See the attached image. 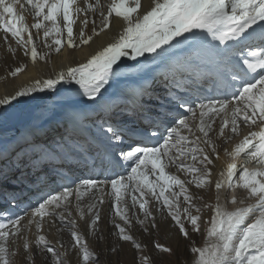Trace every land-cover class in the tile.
Returning a JSON list of instances; mask_svg holds the SVG:
<instances>
[{
  "label": "snow or ice",
  "instance_id": "snow-or-ice-1",
  "mask_svg": "<svg viewBox=\"0 0 264 264\" xmlns=\"http://www.w3.org/2000/svg\"><path fill=\"white\" fill-rule=\"evenodd\" d=\"M25 2L36 17L31 28L37 36L43 29L44 46H55L56 52L65 43L63 30L67 47H76L73 26L81 13L85 14L81 45L93 40L92 35L85 37L87 13L99 12L101 17L99 28L92 21L95 36L110 30L113 13L122 18L124 27L85 63L0 96V215L8 217L0 223V264H13L17 255L20 264H35L40 252L46 258L42 264H66L40 234L46 217L67 221L71 247L82 264H96L99 255L89 250L79 232L71 230L76 227V221L68 218L71 213L65 216L57 210L67 212L75 194L80 219L90 214L89 227L94 231L101 219L97 205L104 203L107 185L121 222H113L116 241L107 249L105 264H125L123 257L129 250L128 264H173L179 241L174 248L155 239L143 244L134 239L124 197L130 189L139 193V198L131 195V207L138 205L143 213L135 220L149 237L160 230L149 207L152 200H162L155 211L166 222L170 217L178 236L190 239L188 225L199 232L201 217L193 210L200 209L188 185L211 186L212 157L219 159V154L210 136L212 123L205 117L211 120L221 114L220 137L229 124L233 135L240 124L259 122V130L249 131L230 151L225 149L233 161L241 155L244 159L239 168L235 162L227 163L215 181L217 204L207 235L216 242L190 251L197 254L194 264H264V0H151L143 13L141 0H112L107 15L102 0H85L83 8L78 0H0V29L10 33L16 45L6 35L7 52L15 56L21 49L35 63L44 56L39 55L33 33L17 10ZM25 67H15L8 75L14 78ZM188 114L198 118L196 127L203 139L200 135L190 139L182 131L192 133ZM182 157H190L193 163L182 162ZM249 163L255 167L249 169ZM173 164L190 173L191 179L186 182L166 172ZM128 168L127 177L119 174ZM237 174L255 204L228 211L219 203L220 193L233 186ZM100 175L107 179L93 178ZM53 185L60 190L54 191ZM45 188L49 192L39 195ZM86 192L100 195L95 203L82 207ZM236 202L233 196L231 203ZM21 205L23 214L17 215ZM256 212L254 222L245 225ZM33 226L37 235L29 240L27 232ZM125 243L130 249H125Z\"/></svg>",
  "mask_w": 264,
  "mask_h": 264
},
{
  "label": "bare ground",
  "instance_id": "bare-ground-1",
  "mask_svg": "<svg viewBox=\"0 0 264 264\" xmlns=\"http://www.w3.org/2000/svg\"><path fill=\"white\" fill-rule=\"evenodd\" d=\"M88 2H94V0H88ZM111 2H112V0H102V3L104 5L105 15H107L108 6L111 4ZM141 2H142L141 13H143V11L147 10V8L149 7L151 0H141ZM17 10L20 11L22 15H24V17H25L24 23L29 25V28L33 33V40H34L35 44L37 45V51H38L40 56H44V59H40L38 57L37 61L35 63H33L29 57H25L23 55V51L21 49H17L15 56L11 55L6 50V44L4 42V37L7 35L8 42L11 43L14 48L16 47V45H15L13 39L11 38L10 33H7L6 35H4V37L2 35V38H0V96L4 95L5 93H13L14 90L20 88L23 85L31 84L35 80L55 78L58 73L66 72L69 67H76L81 63H85L87 61V59L90 58L91 55L95 54V52L99 51L103 46H106L107 43L111 42L114 37H117L124 27V22H123L122 18L116 17L115 14L113 13V15L110 17V21H111L110 30H105L104 32L100 33L99 36H95L92 32V28L94 26L92 21L95 20V22H96L95 27L99 28L101 26V17L99 16V12H97L95 14L87 13L89 23H88L87 28L84 29L85 37L88 35H92L93 40L91 42H89L88 45H81L80 44V33H79V36L75 38V40H77V41L75 42L76 47L74 49H69L67 47V44H66L65 47L64 46L62 47L60 52H56L55 46H53L52 48H48V47L44 46V39L45 38L43 37V29L39 30V36H37V30L34 28H31V25L35 22L36 17L34 16L33 13H30L29 11L26 10L25 4H24V8L22 10L19 8V6H17ZM84 15L85 14H83L81 18H80V16H79V18H77L76 23L73 26L74 32L77 30L78 27L81 26L80 30L83 27L81 21L84 19ZM45 23H49V22H45ZM78 24H80V25H78ZM24 35H25V39H26L27 33H25ZM61 39H62V37H61ZM47 40H48L49 44H52L53 37H49V38H47ZM145 55L147 56L150 54L146 53ZM122 59H128V58H122ZM138 59H142V58H138ZM21 65L26 66L24 68V71H22L20 74H18L14 78L11 77L10 75H8V73H10L12 70H14L15 67H19ZM222 117H223V114H221V116H218L215 121H213L211 119V123H212L213 129H214L213 132L217 131L219 133L218 130H219L220 124L222 123V120H221ZM228 118H229V120L231 118L230 112L228 113ZM198 122H199L198 118L196 120H192V118H189V123H190V125H192V133L186 134L187 130H182L184 132V134L185 135L189 134L190 137H191V135H193L194 137H195V135H201V133L198 132V128L196 127ZM230 127H231V125L229 124V128H227L225 130V135L222 137V139L221 138L217 139L216 137H215L216 138L215 139V138H213V136H211V138L213 139V142L216 144L217 151H218L219 146L222 142L221 140H224L223 138L229 137ZM218 154H219V159H216L215 154H213V157H212L214 163L211 166V168H212V175L210 177V180L212 182L211 186H205L203 189L195 190V192L192 191L193 197L195 196L198 199V202H194V203L196 204V206L198 208H200V205L202 207H204L203 208L204 210L201 209L199 212H195V210H193L194 214L199 213V216L201 217L199 224H200V226L202 225V228L200 227L201 229L199 232H193L192 231L193 234H190L191 235L190 239H189L190 240V243H189L190 246H189L188 252H186L185 250H184L185 252L183 250L181 251V249H180L181 254H182V252L185 253V255H189L190 253L193 254V258H192L190 264H194L196 257H197V254L191 252L190 249L192 247L204 248L206 245L205 243H207V241H206L207 236H208L207 231L211 227V218L213 215V211H212L213 209H206L205 205H207V203H211V205L217 204V200H216L217 193L215 190V181L219 177V173L226 167L227 163L235 162L239 168V166L241 164V159L242 158L244 159L243 155H241L240 157H237L235 159V161H233V159L232 158L230 159L229 156H224L222 158L220 153H218ZM165 163H167V161H165ZM247 167L249 169H251V167H249V165ZM254 167H255V165H254ZM165 171L170 173V174H175V175L180 174V171L177 169L176 165H174V164L166 167ZM235 177H238V174ZM155 178H156L155 176H150V179H155ZM190 188H189V190H191ZM224 190L225 189H221V193H220L221 199H220L219 203H222V204H223V198H224L223 197ZM111 191L112 190H111L110 185H107L105 188L104 196H106L107 194H111ZM157 191H159V189H157ZM128 194L132 195L131 189L129 190ZM99 195H100L99 192H95V193L86 192V193H84L82 200L80 201L81 206L85 207L89 203H95L96 202L95 197L99 196ZM130 195L129 196L127 195L126 197H124V199H126V200L130 199L131 198ZM209 196H210V198H209ZM74 199H75V194L72 197H70L71 201ZM161 202H162V200L161 201H155L154 202L155 206H158V208H159V205ZM97 207L99 208L100 204H98ZM72 209L69 207L68 211L64 212V215L68 216V212L72 213ZM57 211L63 212V209H58ZM75 212H76V215H78V217H79V213L76 211V209H75ZM156 212H157V216L161 217L160 219L164 220V222H165V217L162 216L160 212H158V211H156ZM112 216H113V214H112ZM68 218L71 219L72 218L71 215L68 216ZM110 219H111V217L107 219L108 221L106 223L104 222L105 225L113 226L109 222ZM80 220H81L80 222H82L84 228L87 229L88 225L90 223V214L86 213L85 220H82V219H80ZM55 221L60 222L58 218H55ZM86 221H87V223H86ZM23 223L26 224V221H24ZM66 223H67V221L62 222V225L59 226V229L61 226L64 227L65 226L64 224H66ZM249 223H251V221ZM102 225H104V224L102 223ZM164 227H166L168 229V231L170 232V235L172 236V239H174L175 237L178 236L177 232H175L174 229H172V224L170 223V221H167V223L165 224ZM91 233H92V230H91ZM27 236H28V234H27ZM35 237H36V235H35ZM59 237H60V234L58 233V234H56V236H55V234H54V236L50 235L46 239L53 246L56 244V240ZM178 237L176 238V241L178 240ZM30 238L32 240L35 239L32 236H30ZM28 239H29V236H28ZM189 240L185 239V242L186 241L188 242ZM42 254L44 255V253H42ZM130 255H131L130 253H127V255L125 257H123V259L130 257ZM49 256H50V254H49Z\"/></svg>",
  "mask_w": 264,
  "mask_h": 264
},
{
  "label": "rangeland",
  "instance_id": "rangeland-1",
  "mask_svg": "<svg viewBox=\"0 0 264 264\" xmlns=\"http://www.w3.org/2000/svg\"><path fill=\"white\" fill-rule=\"evenodd\" d=\"M25 8H26V10L27 11H29L30 13H33V11H32V9L30 8V5H28L26 2H25ZM30 8V9H29ZM83 8V7H82ZM32 12H31V11ZM34 14V13H33ZM81 18V17H80ZM81 24V23H80ZM80 24H78V25H80ZM60 27L63 29V23L61 22V25H60ZM81 27V26H80ZM80 27H78L77 28V30L74 32V39L76 38V37H78L79 36V33H80ZM63 33H64V39H65V43H64V47L66 46V30H63ZM7 33H5L4 31H3V29H0V38H2V35H3V37H4V35H6ZM77 40H75V42H76ZM189 118H191V116H189ZM222 120V119H221ZM205 121L207 122V123H211V120L209 119V117H206L205 118ZM244 125V124H243ZM241 125V127H242V130H240V131H244V134H246V131L247 132H249V131H258L259 130V128H258V126H259V122H258V124L257 125H255V126H253V125H251V124H249V125ZM239 131V132H240ZM238 132V134H239V136H238V134H235V135H232L231 134V132H230V134H229V137L228 138H223L224 140H221L222 142H221V144H220V146H219V149H218V153H220V155L222 156V158L224 157V156H229V155H227L226 154V152H225V149H228V150H231L233 147H234V145L236 144V142L238 143L241 139H242V136H241V133H243V132H240L239 133ZM188 132L186 131V134H187ZM190 134V133H189ZM188 134V135H189ZM217 134V135H216ZM202 135V134H201ZM200 135V136H201ZM231 135H232V137H231ZM190 136V135H189ZM210 136H213V138H221L222 139V137H220L219 136V133L217 132V131H215V132H210ZM231 137V138H230ZM239 137V138H238ZM193 138H195L193 135H191V137H190V139H193ZM202 139H203V136L201 137ZM215 138V139H216ZM230 138V139H229ZM194 140V139H193ZM201 146H203V145H201ZM225 154V155H224ZM229 158L231 159L232 157H230L229 156ZM181 160H182V162H185V163H187V164H191V163H193L192 161H191V159H190V157H182L181 158ZM188 162H187V161ZM198 167H199V165H197ZM186 173V172H185ZM183 171H180V179H182V180H185L186 182L187 181H189L190 179H191V174L190 173H186L185 174ZM184 174V175H183ZM186 176V177H188V180H187V178L186 177H183V176ZM188 187L191 189V190H189V188H188V190H189V194L191 195L192 194V196H193V193H192V191L193 192H195V190H198L196 187H195V185L193 184V185H188ZM178 191H179V189H178ZM137 193L138 192H136V193H133L132 192V194H135L137 197L139 196V193H138V195H137ZM130 194H128V196H129ZM167 195V194H166ZM131 196V195H130ZM235 197L236 198V203L235 204H233V203H231V199H232V197ZM223 204L222 203H220L226 210H228V211H233V210H235L236 208H239V207H246V206H248V205H253V204H255V197H250L249 195H248V191H247V189H244L242 186H241V182H240V180H239V175H238V177H233V186L229 189V188H227V189H225L224 190V195H223ZM139 198V197H138ZM209 198H210V196H209ZM128 200H131V198L130 199H128ZM128 200H127V202H128ZM153 202H155L154 200H152ZM72 202H77L76 201V199H74V200H72ZM181 202H182V204H181V206L183 207L184 205H183V201H182V197H181ZM193 202H198V199L194 196V200H193ZM222 202V201H221ZM162 203V202H161ZM107 206H112L113 207V204H106ZM128 205H131V202H129L128 203ZM207 205H208V207H206V209H213L214 207H215V205H211V203H207ZM154 206H155V203H154ZM160 206V205H159ZM212 206V207H211ZM70 207V206H69ZM74 208H75V205L73 206ZM71 209H72V207H70ZM114 208V207H113ZM204 207H202L201 205H200V210L202 209V210H204L203 209ZM138 205L136 206V207H133L132 208V211L129 213V216H130V218H132L133 219V226H129V231H130V233L133 235V237H134V239H136L138 242H140V243H149L152 239H155L156 240V242H158V243H161V244H164L165 246H169V245H171V246H173L174 248L176 247V244H177V241H179V249H177L176 250V253H175V255L174 256H172L171 257V260H172V262H173V264H190L191 263V260H192V258H193V254H189V255H185V253H183L182 252V254L180 253L182 250L184 251H186V252H188L189 251V246H190V240L187 242H185V238H183V237H178V240L176 241V238L177 237H175L174 239H172V236L170 235V232L168 231V229L166 228V227H164L165 226V224L167 223L166 222V220H165V222H164V220H162V219H160L161 217H158L157 216V213H155V207L153 208V211H154V215L155 216H157L156 217V219H157V221L159 222V224H160V230H159V232L158 233H154V236L153 237H149L148 236V234L147 233H145L144 231H143V229H142V227L136 222V220H135V217L138 215V216H140L141 218H143V213L142 212H138ZM63 212H65L64 210H63ZM112 214H113V216H112ZM76 215V214H75ZM100 215H101V213H100ZM196 215H199V213H196ZM259 215V213L258 212H256V213H254V214H252L250 217H253V219H251L250 221H251V223L252 222H254V220L256 219V217ZM103 217H102V221H100L97 225H96V227H95V230L93 231L91 228H87L88 229V231H86L85 229H80L79 228V224H77V221H76V227L74 228V229H71V230H74V231H77V232H79L80 233V235H81V239L84 241V242H86L87 243V245H88V248H89V250L91 251V252H93V254L95 255V254H98L99 255V258H98V260L96 261V264H105V261L108 259V251H107V249H108V247H110L111 246V244H113V243H115V241H116V236L113 234L114 233V224H113V222L115 221V222H118V223H120L121 221H120V218L118 217V216H116L115 215V211H113L112 210V213H109V214H104V215H102ZM112 217V219H111V221L109 220V222L113 225V226H108V225H105V223L108 221L107 219H108V217ZM71 217H72V213H71ZM75 217H77L78 219H79V221H81L80 220V218L78 217V215H76ZM116 217V218H115ZM119 218V219H118ZM72 219V218H71ZM55 221V218H52V217H46L45 218V220H44V222L47 224L48 222H51V221ZM73 220H75V219H73ZM161 221V222H160ZM167 221H170V217L169 218H167ZM248 221V219L246 220V222ZM105 222V223H104ZM246 222H245V225H246ZM82 223V222H81ZM102 223L104 224V225H102ZM171 223V222H170ZM172 224V229H174V231L175 232H177V229H176V226L174 225V223H171ZM60 225H62V223L60 224ZM65 226L64 227H66V224H64ZM82 226H83V224H81ZM200 225V224H199ZM84 227V226H83ZM201 228H202V225L200 226ZM99 228V229H98ZM188 228H189V235L190 234H193L192 233V230H191V226L190 225H188ZM200 228V229H201ZM48 229H50V228H48ZM36 229H35V227L33 226L32 228H31V230L30 231H28V236H29V240H32L31 238H30V236H32L33 238H35V235H34V231H35ZM56 230V231H55ZM91 230H92V233H91ZM99 230V231H98ZM104 230V231H103ZM86 231V232H85ZM55 232H57V228H54L53 229V233L55 234ZM60 232H61V229H60ZM98 232V233H97ZM33 233V234H32ZM112 233V234H111ZM50 235H52V236H54V234H51V232L49 233ZM56 234H58V233H56ZM56 234H55V236H56ZM60 234V233H59ZM61 234L63 235L62 237L60 236V239L59 240H57L56 241V245L54 246V248L61 254V255H63L64 256V258H65V262H66V264H78V262H79V264H82V258H80L77 254H76V250L75 249H72V247H71V245H72V239H71V232H70V230H69V228L67 227V230L66 231H63V232H61ZM178 234V233H177ZM49 235V236H50ZM191 236V235H190ZM101 237H103L104 239H101ZM146 238V239H145ZM114 239V240H113ZM207 243H205L206 245H205V247L207 246V245H210V244H212V243H215L216 241H215V238L214 237H208L207 236ZM60 244H63V248H61L60 247ZM124 247H125V249H130V245L129 244H127V243H125L124 244ZM127 247V248H126ZM180 249H181V251H180ZM65 250H67V252L65 251ZM37 251H39V250H37ZM184 251V252H185ZM70 252V253H69ZM72 253V254H71ZM128 253H130L131 255H130V257H128V258H124V261H125V264L127 263L128 264V262L131 260V258H132V253H131V251L129 250L128 251ZM72 255V256H71ZM46 258L44 257V255L42 254V252H40L36 257H35V264H42V261H44ZM12 260H13V264H20V260H21V256L20 255H17V256H14V257H12ZM90 264H91V262H90Z\"/></svg>",
  "mask_w": 264,
  "mask_h": 264
}]
</instances>
